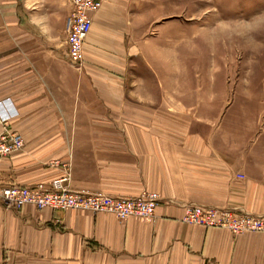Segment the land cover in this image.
Segmentation results:
<instances>
[{
  "label": "crops",
  "instance_id": "1",
  "mask_svg": "<svg viewBox=\"0 0 264 264\" xmlns=\"http://www.w3.org/2000/svg\"><path fill=\"white\" fill-rule=\"evenodd\" d=\"M70 11L69 0H0V102L17 112L0 133L23 141L0 157V192L68 172L72 190L160 202L151 218L119 221L0 199V264H264V233L182 222L188 206L264 217V107L186 93L181 73L154 70L153 0H106L76 70Z\"/></svg>",
  "mask_w": 264,
  "mask_h": 264
},
{
  "label": "rangeland",
  "instance_id": "2",
  "mask_svg": "<svg viewBox=\"0 0 264 264\" xmlns=\"http://www.w3.org/2000/svg\"><path fill=\"white\" fill-rule=\"evenodd\" d=\"M153 5L162 14L158 30L146 33L154 43L148 53L154 70L183 74L186 93L224 89L230 102L250 110L264 107V0H153Z\"/></svg>",
  "mask_w": 264,
  "mask_h": 264
},
{
  "label": "built area",
  "instance_id": "3",
  "mask_svg": "<svg viewBox=\"0 0 264 264\" xmlns=\"http://www.w3.org/2000/svg\"><path fill=\"white\" fill-rule=\"evenodd\" d=\"M103 0H69L71 11L66 18V47L69 64L76 70L83 65V44L91 31L92 16ZM9 100L0 102V125H6L17 116ZM23 148L20 136L6 131L0 133V157L9 156ZM65 167V166H64ZM69 173L47 185L10 186L0 192V199L19 209L31 206L37 211H81L92 215H113L119 221L130 218H151L160 202L156 193H143L136 198L111 197L70 189ZM182 222L204 228L223 229L234 235L246 232L264 233V217L239 214L202 206H188Z\"/></svg>",
  "mask_w": 264,
  "mask_h": 264
}]
</instances>
